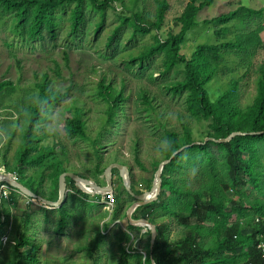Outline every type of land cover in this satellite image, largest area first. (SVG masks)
<instances>
[{
  "label": "trees",
  "instance_id": "trees-1",
  "mask_svg": "<svg viewBox=\"0 0 264 264\" xmlns=\"http://www.w3.org/2000/svg\"><path fill=\"white\" fill-rule=\"evenodd\" d=\"M140 1L130 0L127 4L126 0H0V20L11 17L15 22V31L19 32L25 41L34 43L48 39L59 40L62 21L65 20L71 28V36L76 39L79 37L87 10L96 13V31H99L106 8L114 3L121 5L123 18L108 36L107 45H113L126 25L133 29L134 37L139 34L153 35V43L131 57L129 62L143 65L159 56L160 73L163 76L183 66L185 78L165 85L164 90L173 96H184L188 112L194 118H204L210 122V131L206 133V137L194 141L191 129L184 123L182 135L167 128L160 120L157 106L148 91L143 90L140 96L144 110L150 112L153 117L155 115V122L159 123L167 138L164 145L158 146L161 157L154 163V175L162 162L169 160L181 148L188 147L163 168L161 191L156 201L137 208L132 215L133 220H146L156 229L152 249L151 232L148 231L149 243L145 263L264 264L263 253L257 248L261 236L264 235V200L258 197L247 198L244 192L250 186L264 197V59L256 66V95L252 98V103L244 109L239 108L236 103L241 81H245L253 70L254 55L250 53L264 45V27L240 34L232 42L198 45L191 55H186L182 51L190 32L198 25L199 13L212 6L214 0H190L184 14L175 20L176 26H167L168 28L165 24L170 0H155L154 16L144 13V6ZM262 14L263 11L240 5L235 11L220 15L210 22L224 26L214 33L221 38L230 33V25L233 23L244 24ZM234 51L248 53L240 63L241 68H246V72L242 78L233 80L225 93L211 95L206 86H212L225 64L226 54ZM130 53L133 54V50ZM64 60L68 63V52L64 54ZM55 64L50 73H44L40 78L36 76L32 83L25 86H18L7 80L0 81V106L11 107L16 111L23 139L18 161L11 165L5 153L3 161L8 171L18 177L19 181L22 180L25 187L52 203L60 201L62 176L72 172L66 169L68 163L63 161L54 163V168L50 169L51 175L46 173L45 161L58 157L56 155L60 145L56 135L47 133L46 137H42L35 135L34 131L39 125L52 119L55 107L70 94L56 85V82L61 80L62 73L59 63ZM92 93L97 100V109L101 111L96 137L93 138L89 132L85 100L80 97L67 105L70 113L66 115L64 130L66 135L92 145L96 157L95 176L105 178L104 173L110 165L106 164L100 153L104 147L101 148L98 144L118 125L119 119L124 117V88L119 90L113 79L107 81L104 75L92 86ZM234 133L243 135L233 137L226 143L205 142L206 139L223 140ZM47 140L50 144L45 143ZM209 147H215L217 155L209 153ZM134 149L136 162L142 166L139 158L142 144L137 137ZM31 152L37 154L30 158ZM197 154L202 156L203 165L201 170L192 167L194 176L189 184L185 180L188 175L186 161L191 162V158L199 160ZM30 166L39 169L38 177L43 171L45 174L39 180L34 176L26 178L24 172ZM175 173H180L182 177L180 185H176L172 179ZM74 174L87 179L77 170ZM47 176L50 177L53 189L51 196L45 192ZM153 178L149 180V185L152 184ZM97 185L101 186L99 183ZM68 186L70 191L79 195L80 202L85 207L84 202L89 200L90 196L80 191L73 180H68ZM131 190L136 195L140 194L133 184ZM104 198L109 201L108 196ZM27 200L29 210H25L23 217L15 222L6 215L9 214L7 209L11 202L0 209V238L2 237V240L8 236L10 244L8 258L0 264H38L37 249L30 235L31 214L35 207L29 202L36 201L30 198ZM119 203L120 199L116 196L114 205L117 211ZM57 212L59 224L55 232L62 235L69 230L74 215L68 210V205ZM158 212H161L160 219H151ZM75 221L83 222L81 218ZM124 223L130 230L140 229L130 225L127 218ZM169 224L179 226L185 231L174 243L169 242L166 234ZM207 224L212 226L208 227ZM11 227L15 228L13 235L10 234ZM207 237H210L208 242L205 241ZM103 239V233L98 229L84 248L88 264H96ZM0 244V249H4L3 241ZM117 264H129L127 251L122 246L119 249Z\"/></svg>",
  "mask_w": 264,
  "mask_h": 264
},
{
  "label": "rangeland",
  "instance_id": "rangeland-1",
  "mask_svg": "<svg viewBox=\"0 0 264 264\" xmlns=\"http://www.w3.org/2000/svg\"><path fill=\"white\" fill-rule=\"evenodd\" d=\"M189 1H169L166 28H168L167 26H176L175 20L184 14ZM129 2L130 0H126L125 3L128 4ZM140 4L144 6L145 14L155 15V0H141ZM240 5L263 11V14L244 24L235 22L230 25L228 35L221 38L217 37L214 33L224 26L210 21L220 15H227L229 12L235 11ZM121 12L122 8L119 4L114 3L108 6L102 26L99 31H96V22L98 21L96 13L87 10L78 38L75 39L71 36V28L63 20L59 40L48 39L36 43L25 41L20 33L15 31V22L11 17L0 20V81L7 80L18 86H25L32 83L36 76L40 78L42 74L50 73V69L56 65L55 63H59L62 78L56 82V85L65 91H69L70 94L59 106L55 107L51 116L52 119L39 125L34 131V134L38 136L43 137L45 134L51 133L58 138L60 145L56 155L58 157L45 161L46 173L52 174L50 169L54 168V163L66 161L68 163L66 169L71 171V174L77 170L87 180L106 186L105 178L95 176L96 157L94 148L88 142L66 135L64 123L66 115L70 113V108L67 105L80 97L85 100L84 108L88 129L91 136L95 138L100 127L101 111L97 109V100L94 99L92 86L104 75L107 81L113 79L119 90L124 88V117L119 119L118 125L109 132L105 139L99 142L98 146L104 147L100 153L105 158L106 164L125 165L129 168L130 184H133L142 193L148 192L152 186V184L149 185V180L154 177V163L159 161L161 157L158 146L167 142L163 129L159 123L155 122V115L153 117L150 112L147 113L141 104L140 96L143 90L148 91L151 98L154 99L160 120L167 128L181 135L183 134L182 123H184L191 129L194 141L203 140L206 133L210 131V122L204 118H194L188 112L184 96H173L164 90L165 85L182 81L185 78L183 66L177 67L163 76L160 73L159 56L143 65L138 62H129L131 57L153 43V35L143 36L139 34L134 37L133 29L126 25L122 28L121 34L116 38L113 45H107L108 36L113 28L121 23L123 18ZM206 21L209 23L205 24ZM197 22L198 25L189 34L182 51L183 54L191 55L194 49L202 44L216 45L232 42L240 34L264 27V0H214L212 6L199 13ZM132 50L133 54L130 53ZM66 52L69 55L68 63L64 60ZM247 54L239 51L226 54L225 64L220 69L214 83L212 86H206L211 95L225 93L233 80L242 78L246 68H241L240 63L244 61V56ZM250 54L254 55L252 57L253 70L245 81H241L236 101L241 109L250 105L252 98L256 95V66L264 59V45ZM19 126L16 111L11 107L4 108L1 105L0 153L2 156L4 153L6 154L7 161L11 165L18 161L22 147V128ZM136 137L142 144L139 157L142 166L136 162L134 152ZM45 143L50 144L48 140ZM208 151L213 155L218 153L215 147H209ZM262 153L264 155V151ZM36 154L37 152H31L29 157L31 158ZM196 156L200 159L191 158V162L186 161L188 166L186 173L188 175L185 180L189 184H191L194 176L192 167L201 170L203 165L202 156L199 154ZM261 162L263 163V161ZM38 170L36 166H30L25 169L24 175L26 178L34 176L39 180L45 172H41L38 177ZM181 178L180 173H175L172 176L176 185L181 184ZM113 181L114 189L108 195L109 201L103 195L92 196L87 194L90 199L84 202L85 207L81 204L79 195L69 190L65 206L68 205V210L73 212L74 218L70 222L69 230L62 235L55 232L59 224L58 210H49L39 203L34 205L35 208L31 214L30 235L37 249L38 264H88L87 254L83 250L88 246L93 234L98 229H101L104 239L100 246L96 264H117L120 246L127 251L129 264H146L149 229L138 227L139 230H130L126 227L124 223L126 213L128 208L135 203V199L125 191L123 179L118 169L113 170ZM19 182L23 184L22 180ZM45 192L48 196H51L53 192L49 176H47ZM244 192L247 198L258 197L264 200V197L250 186ZM233 194L234 192L231 193V195ZM116 196L120 199L118 211L114 205ZM28 208L27 198L18 192L14 194L7 209L9 214L6 215L15 222L23 217V212L28 211ZM108 213H111L110 216ZM159 213L161 212L154 214L151 219L159 220ZM250 214L253 215L254 212H250ZM79 218L83 222L78 221L76 223L75 220ZM207 226L212 225L207 224ZM13 232L15 233V228L11 227L10 234L13 235ZM166 234L169 242L174 243L185 234V231L179 226L169 224ZM1 238L0 243L3 241ZM121 238L127 240L120 241ZM209 239L210 237H207L205 241L208 242ZM9 245V243L3 244L4 249H0V262L8 258Z\"/></svg>",
  "mask_w": 264,
  "mask_h": 264
},
{
  "label": "water",
  "instance_id": "water-1",
  "mask_svg": "<svg viewBox=\"0 0 264 264\" xmlns=\"http://www.w3.org/2000/svg\"><path fill=\"white\" fill-rule=\"evenodd\" d=\"M240 135H243V134L234 133V134H231L228 138L223 139V140L215 141L213 139H206L205 142L212 141L216 143H226L230 141L233 137L240 136ZM195 144L198 145L200 143H195ZM186 148L188 147L185 146L181 148L176 153H174L173 156L169 160L162 162L159 165L157 171L155 172L151 189L148 192H142L139 195H135L131 191V184L129 181V178H130L129 168L125 165H119V164H111L105 171L104 174H105V179L107 183L106 186H99L95 182L84 179L80 177L79 175L78 176L75 174L64 175L60 181L61 197L58 203H52L50 201L43 199L42 197L37 196L33 191L29 190L27 187H25L20 182L14 181L12 178L9 179V184L12 185L14 188H16L19 192H21L26 197L31 198L35 201H39L41 204L51 209L60 210L65 206L68 200V196H69L68 180H73L74 182H76L77 186L79 187V190L84 192L85 194H90L92 196H102V195L108 196L114 189L113 170L118 169L123 179V186L125 190L135 199V203L132 204L127 210L126 218L129 221V224L132 226L145 227L149 229V231L151 232L150 249H152L154 242H155V238H156L155 226L150 224L146 220L135 221L132 219V215L137 208L148 205L156 201L161 191V174H162L163 168L168 163H170L171 160L175 156L180 154ZM87 188H90L91 190H88Z\"/></svg>",
  "mask_w": 264,
  "mask_h": 264
},
{
  "label": "built area",
  "instance_id": "built-area-1",
  "mask_svg": "<svg viewBox=\"0 0 264 264\" xmlns=\"http://www.w3.org/2000/svg\"><path fill=\"white\" fill-rule=\"evenodd\" d=\"M10 178L19 182V178L8 171V168L3 161V156L0 153V208H3L6 203H10L14 197V194L19 192L16 188L9 184ZM29 203L36 205V203L32 202L31 200ZM2 240L3 244L5 245L9 243L8 236H5ZM257 248L258 250L262 251L264 258V235L261 236Z\"/></svg>",
  "mask_w": 264,
  "mask_h": 264
},
{
  "label": "clouds",
  "instance_id": "clouds-1",
  "mask_svg": "<svg viewBox=\"0 0 264 264\" xmlns=\"http://www.w3.org/2000/svg\"><path fill=\"white\" fill-rule=\"evenodd\" d=\"M20 193H21V192H20ZM21 194H22V193H21ZM25 197H26V196H25ZM27 198H28V197H27ZM35 203H36V204H37V203L41 204L39 201H36ZM42 205H43V204H42Z\"/></svg>",
  "mask_w": 264,
  "mask_h": 264
},
{
  "label": "bare ground",
  "instance_id": "bare-ground-1",
  "mask_svg": "<svg viewBox=\"0 0 264 264\" xmlns=\"http://www.w3.org/2000/svg\"><path fill=\"white\" fill-rule=\"evenodd\" d=\"M88 190H91L90 188H87Z\"/></svg>",
  "mask_w": 264,
  "mask_h": 264
},
{
  "label": "crops",
  "instance_id": "crops-1",
  "mask_svg": "<svg viewBox=\"0 0 264 264\" xmlns=\"http://www.w3.org/2000/svg\"><path fill=\"white\" fill-rule=\"evenodd\" d=\"M69 187V186H68Z\"/></svg>",
  "mask_w": 264,
  "mask_h": 264
}]
</instances>
